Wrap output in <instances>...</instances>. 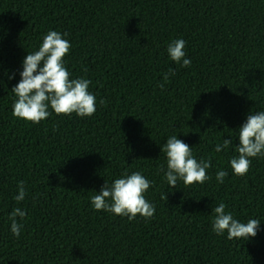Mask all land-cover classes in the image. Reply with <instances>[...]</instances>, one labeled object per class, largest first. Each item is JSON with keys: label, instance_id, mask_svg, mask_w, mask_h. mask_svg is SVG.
Segmentation results:
<instances>
[{"label": "trees", "instance_id": "obj_1", "mask_svg": "<svg viewBox=\"0 0 264 264\" xmlns=\"http://www.w3.org/2000/svg\"><path fill=\"white\" fill-rule=\"evenodd\" d=\"M50 30L71 44L70 79L91 81V117L12 115L22 62ZM177 39L189 67L169 58ZM260 111L264 0H0V264H264V157L244 176L230 166L239 127ZM172 136L211 160L209 180L168 186L161 147ZM224 139L232 143L217 153ZM133 172L151 182L153 217L93 208L105 182ZM221 202L240 222L258 219L257 235H216ZM17 207L19 238L9 219Z\"/></svg>", "mask_w": 264, "mask_h": 264}, {"label": "clouds", "instance_id": "obj_2", "mask_svg": "<svg viewBox=\"0 0 264 264\" xmlns=\"http://www.w3.org/2000/svg\"><path fill=\"white\" fill-rule=\"evenodd\" d=\"M185 43L183 39H177L167 48L169 58L181 67L191 65V60L185 58ZM70 49V42L64 39L61 33L50 30L43 37L39 49L26 55L22 62L21 79L11 89L16 97L12 106L14 118L39 124L51 115L49 109L56 115L75 113L81 118L94 115L96 97L88 91L91 81L82 77L70 79L71 74L64 65V57ZM174 74L170 71L164 75V80L167 81L169 75ZM159 87L163 88L164 85L160 84ZM238 130V156L231 159L230 166L234 175L244 176L249 171L251 158L264 157V111L250 113ZM231 143L232 140L224 139L223 144L216 145L215 151L219 153ZM161 151L165 153L167 162L166 169L162 166L161 171L164 172V178L170 188H176L178 181L189 187L197 183L203 184L210 179L207 170L212 166L211 160L198 161L193 156L192 147L177 136L168 138ZM227 175L226 171H218L216 179L223 183ZM150 187L151 182L140 172L130 175L124 173L123 178L115 179L110 186L105 182L100 192L90 198L91 204L97 211L106 210L129 220L135 219L137 215L148 220L155 212V206L145 198V193ZM18 189V194L14 197L17 203L23 201L26 196L23 181L19 182ZM163 198L167 200V196ZM226 207V204L221 202L213 209L212 230L216 235L223 236L226 232L229 240H248L257 235L260 226L258 219L240 222L234 219L230 212L225 211ZM25 216L26 212L20 207L14 208L9 215L11 232L17 238L22 227L17 217L23 219Z\"/></svg>", "mask_w": 264, "mask_h": 264}]
</instances>
